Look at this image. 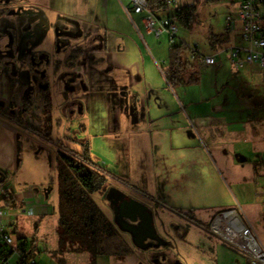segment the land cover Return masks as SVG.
<instances>
[{"label": "rangeland", "instance_id": "374dc122", "mask_svg": "<svg viewBox=\"0 0 264 264\" xmlns=\"http://www.w3.org/2000/svg\"><path fill=\"white\" fill-rule=\"evenodd\" d=\"M193 2L197 6L199 21L193 30L179 26L175 41L183 40L190 45L198 43L203 51L211 52V47H208V35L225 32L226 17L232 15L235 21L227 36L228 41L223 44L222 49L229 45L246 46L248 44L237 18L238 8L230 0L215 3H208L206 0H172L170 6L174 8L169 12L174 11L180 4H192ZM37 5V10L28 9L27 11L29 15L34 14L40 21H43L42 24L47 28L36 27V32L38 35L40 34V37L44 36L43 39L46 38L39 50L35 51L37 46L34 39L31 40L28 47L29 53L32 55V66L34 68L37 66L35 71H38L39 66L42 67L40 68L42 74L38 75L40 78L38 84L49 89L51 114L46 115L44 112V94L40 98L36 85L33 84L30 88L31 91L29 90V99L32 101L29 110H23L25 106V101H23L21 106L12 111L15 113L12 118L18 122L12 128V132L19 133L18 154L16 158L13 155L10 158L5 154L9 160H4L5 164L1 168L2 174L7 175V177H3V182L10 193H17L15 183L22 185L21 187L37 186L40 189L48 190L49 202L55 206V214L50 216L54 219L57 218L59 203L57 163L61 148L58 141L62 140L72 149L79 150L80 144L66 137L90 139L87 136L88 133L85 134L84 127L89 122L99 120L100 116L93 104L94 98L99 94L104 100L107 98L106 95L111 98L118 96L119 99H124L126 107L121 113L123 122L121 129L117 133L112 132L115 131L112 123L115 117L112 114L108 115L107 120H104L107 122L104 126V133L106 134V131L112 133L110 135L112 139L103 138L102 146H99L98 139H96L94 147L91 145L92 160L103 170L109 172L111 177L106 185H100L98 190L92 193V197L113 221L122 237L129 243L132 252L116 256H93L90 253L72 254L57 250L53 247L56 245L53 230H48L43 221L29 217L23 212L26 206L23 203L19 204L17 208L19 214L12 225L14 237L17 239V236H26L30 242V256L42 259L45 264H233L234 262L250 264L248 256L227 241H223L222 244L229 254L222 257L219 252L218 255L216 241L206 237L203 231L205 228L192 224L193 221L185 217L183 194L178 193V191H183L182 161L174 160L162 165L166 178L163 179L159 175L154 181L151 174L153 169L150 162L151 155L148 150L149 135L147 132L137 134L135 127L126 118L127 115L135 117L138 112V116L143 117L142 101L151 99L155 94L150 87L153 85L162 87L160 83H166L163 69H167L170 61L172 45L170 37L163 35L157 38L154 34H148L146 24L137 20L135 15L131 19L121 0H44V2L39 1ZM9 31L4 35L8 36ZM83 33L86 34L82 36L81 42L76 44L72 41V36L77 34L80 36ZM13 34L12 32L11 35ZM107 35L110 38L112 53L132 52L133 57L128 56L119 60L127 64L125 71L130 68L127 74L124 70L117 74L114 69L123 66L114 58L109 59L104 66L92 58L94 52L92 48L99 47L100 43H104ZM57 39L58 43L56 44ZM16 42L20 43L18 39L13 41L10 50L21 51L18 44H14ZM77 45H82L86 49L87 55L79 58L77 69L82 73L77 74L73 80L74 84L65 90V93H68L67 96L71 91L70 95L72 94L75 98L66 101L64 94L62 92L59 94L57 91L61 89L60 84H63L71 75L65 72L66 60H68L66 51L70 52ZM8 47L9 44H4L2 40L0 50L7 51ZM36 52L39 53V58L36 57ZM218 56L222 63L218 66L220 69L217 74H214L215 72L212 70L216 66H199L198 81L170 87L172 96L170 98L173 102L177 101L182 108L183 104L185 105L190 99L210 100L211 103L221 105L225 109L226 116L232 120V126L222 127L225 131L224 137L218 141L208 139L207 146L212 152L214 149L229 152L228 163L233 167L242 168L246 161L245 156L237 150L242 144L240 134L245 129L250 140L259 136L260 132L264 136V117L261 116L257 119L254 114V111H264V104H261L256 96L257 92L264 93V68L248 65L240 69L241 74H238L232 71L230 59L225 51L219 52ZM147 57L153 62V64H146L148 78L145 76L143 67V59ZM100 66L102 69L108 70L107 74L98 70ZM153 66L157 68L159 74L153 70ZM136 68L141 70V80L144 76L142 81L139 80L141 81L139 86L135 88L139 89V95H134L132 93L134 88H131L140 78L138 75L130 73ZM233 75L236 79H230ZM35 77L37 76L34 75ZM77 80L80 85L75 83ZM146 86H148V91H144ZM104 87H107L106 90H99ZM84 89L86 90L85 94H83ZM88 93L92 94V101L84 109L83 103L88 102ZM157 94L161 96L164 94L163 98L166 100L170 96L164 88L161 92L157 91ZM133 98L140 99L135 109V106L130 105ZM69 102H73L72 106L68 104ZM21 115L23 117H20ZM21 118L25 120V123L19 121ZM241 124H245V127L241 128ZM34 127H40L46 135L53 137L54 140L51 141L36 133ZM193 131H195L194 128ZM137 135L139 139L136 141L135 136ZM136 142L138 147L135 146ZM250 144L251 142L248 141L246 146ZM254 144L256 151L260 145L264 146V143L255 142ZM237 155L241 157L240 162L234 159ZM214 157H216L215 154ZM122 159L125 160L124 165L121 164ZM259 168H262L261 165ZM235 169L240 175L238 168L235 167ZM16 177L19 178V182L15 180ZM122 179H128L132 186ZM158 188L166 193L168 200L157 194ZM230 193L232 196L228 197L231 200L233 194L231 191ZM5 197L6 193L0 192V208L5 210L14 208L13 204L9 206L4 204ZM134 200L142 201L152 207V211L155 212V226L160 236L159 239L147 238L145 242L143 240V243H140L135 232L130 229L133 225L130 224L122 205L125 201ZM155 201L157 202L155 203ZM259 204L257 202L252 206L246 204L243 206L247 215H250L251 210L257 214V221L253 222L254 230L264 245V213H258ZM233 207L238 208L243 215V211L237 203ZM225 209H217L214 215L209 214L202 219L211 224L214 216ZM195 215L197 216V213ZM181 217L185 218L182 220ZM187 230H189L187 237H183Z\"/></svg>", "mask_w": 264, "mask_h": 264}, {"label": "crops", "instance_id": "0c3cea01", "mask_svg": "<svg viewBox=\"0 0 264 264\" xmlns=\"http://www.w3.org/2000/svg\"><path fill=\"white\" fill-rule=\"evenodd\" d=\"M44 2V0H0V40H3L4 44H9V47L7 48V51L0 50V171L2 170V166H4V160L7 158L5 157V154H7L10 158L11 155L14 156V158L17 157L18 154V135L17 132H12L13 125L18 123L16 122L12 116L15 114L13 113V109L21 106L23 101L27 102L29 101L30 104H32V101L29 99L30 94L29 90L31 91V86L33 84L36 85V90L38 91L37 94H39L40 98L44 94L45 90H49L48 87H43L39 85L38 81L40 78L38 75L42 74L40 73L39 66L38 73L35 71V68L32 66V55L29 53V44L32 39L35 40V45L37 46L35 48V51L39 50L41 44H44L45 38L40 37V34L36 32V27H45L40 19H38V16L34 14L28 13V9H34L37 10L38 2ZM124 7L125 5H129V0H121ZM131 7V6H130ZM174 7H170V9H173ZM169 9V10H170ZM126 10V8H125ZM127 11V10H126ZM127 14H129L130 18L133 19V15L137 18V20L141 21L142 23H145V13H135L133 10L131 12L127 11ZM168 11L166 12H160V14H157L159 17L167 16ZM51 25V24H50ZM227 26V23H226ZM9 29H12L9 31ZM9 31V35L5 36L4 33ZM43 31V30H42ZM14 33L11 35V33ZM148 32V31H147ZM40 33V32H39ZM205 33V32H204ZM86 33L81 34L80 36L75 35L72 36L73 42L78 44L82 40V36H84ZM148 34H152L148 32ZM206 35V34H205ZM207 36V35H206ZM177 38V37H176ZM174 38L171 40L172 44H179L182 41L178 42L175 41ZM208 38V37H207ZM18 39V42L14 43L15 45L18 44L21 51H14L10 50V46H12V42ZM110 38L105 39L104 43H100L99 47H94L93 56L92 58L99 62L101 66H104L107 64L109 59H115L117 62H121L120 64L124 67L116 68L114 69L117 74H120L119 71H122L126 68V63H123L122 61H119L121 58L125 59L128 56L133 57L132 52H124L121 53H112L111 52V45H110ZM0 41V43H1ZM23 41V43H22ZM58 43V39L56 41V44ZM103 44V45H102ZM198 44V43H195ZM193 44V45H195ZM192 45V44H191ZM199 45V44H198ZM81 47L83 49V53L78 55L77 61L74 63L70 60L72 51L74 48ZM208 47L210 45L208 44ZM200 53L202 55H213L218 50H212L211 52H205L201 49L200 45ZM66 74H71L68 79L64 82L65 85L60 84V90L57 92L60 94L61 92L64 94V100L70 101L71 98H73V95L71 91H69V95L65 93V90L68 89V86H71L73 83V80H75V76L77 74H81V72L78 71V65H79V58H82L83 56L87 55L86 49L82 45H77L76 47H73L71 51H66ZM39 53L36 52V57H38ZM39 58V57H38ZM217 63L215 65H206L203 64V62L199 61L200 67H208V66H216L213 67L212 70H214V74H217L219 71V65H221L222 61L217 56ZM144 64V70H145V76L148 78L147 72H146V64L149 65V63L153 62L150 58L143 59ZM128 65H130L128 63ZM260 67L257 64H252ZM249 65V66H252ZM99 67V71L105 72L107 74L108 70L102 69V67ZM248 66V65H247ZM246 66V67H247ZM61 68V67H60ZM58 68V69H60ZM232 68V65H231ZM262 68V67H260ZM81 69V68H80ZM130 69V68H129ZM125 71L127 72L129 71ZM153 70L156 71L159 74V71L157 68L153 66ZM216 70V71H215ZM59 71V70H58ZM140 69L136 68L133 70V75H138L140 78L138 79L137 83L132 85V93L134 95H139V89H135L136 86H139L141 80L140 75ZM232 71L235 73L241 74V71L235 70L232 68ZM60 72V71H59ZM34 75L37 77L34 78ZM74 77H73V76ZM164 75V74H163ZM122 76V75H121ZM206 76V75H205ZM162 79V78H161ZM230 79H236L233 76L230 77ZM141 80V81H139ZM166 83H160L162 87H157L153 85L152 92L153 97H149L151 99H145L142 101L143 106L142 109L144 116L139 117L137 115L134 117H128L127 120L130 121L131 125L135 127L137 134H141L143 132H147L149 135L148 138V150L149 155H151L150 162H151V168L152 169V175L154 178V181L156 178L161 175L164 178H166L165 169L162 168V165L168 164V162H172L174 160H180L183 162V191H178V193L183 194V210H192L191 213L198 219L199 221L203 222L205 230H203L206 234V237L215 240L217 244L216 252L219 255L227 256L229 254V251L226 250V248L223 246L220 238L210 233V226L212 224H208V221H206L205 218L209 214L214 215L216 213L217 209L226 208L225 210L229 209H238L236 207H233L236 203L239 206V208L243 211V218L245 221L253 228V231L255 233V227H254V221H257V214L254 213L252 210L250 212V215H247V213L244 211L243 204L246 205H254L257 202H259V214L264 213V146L260 145V148L256 151L255 142L264 143V136H262V132L259 133V136L253 137V139L250 140V138L247 135V131L245 129L240 134V139L242 140V144L237 148L238 151H240V154L245 156L246 164L240 168L239 166H235L238 168L240 175L236 171L235 167L231 166L228 163L227 158L230 157L229 152H224L223 150H216L214 149V152L211 151L210 147L207 146L208 139L211 141H218L219 139L223 138L225 135V131L222 127H231L232 126V120H230L229 117L225 114V109L221 107V105L211 103L210 100H203V99H190L188 102L184 105L183 108L180 106V104L173 100H171V86L166 77H165ZM75 82V81H74ZM78 85L80 83L78 80L75 82ZM67 84V86H66ZM66 87V88H65ZM123 87V85H122ZM107 87L100 88L99 90H106ZM148 86H146L147 90ZM162 88L165 89V92L169 93V97L164 99V94L161 96L160 94H157L158 92L162 91ZM129 89V88H128ZM142 90V89H140ZM86 93V90L84 89L83 94ZM249 94V93H248ZM106 95V94H105ZM253 95V94H251ZM152 96V94H151ZM257 98L259 99L261 104H264V93L257 92L256 93ZM67 97V98H66ZM106 99H102V97L98 94L94 98V106L99 111V120L94 122H89L88 125H85L84 130L85 134L88 133V137H90L91 145L94 147V140L98 139L99 146H102L103 144V138H111L109 131H106L107 133H104V126L107 122L104 120H107V116L112 114L115 118H113V128L116 132L121 129V124L123 123L121 120V113L124 112V108L126 107V102L124 99H119L118 96L111 98L106 95ZM66 98V99H65ZM75 98V97H74ZM73 98V99H74ZM88 102L83 103V107L87 106V104L90 105V101H92V94L88 93L87 95ZM138 102H140V99L133 98L131 101V106H135L134 109L137 107ZM75 104L77 102H74ZM70 106H72L73 102H69ZM129 105V106H130ZM128 106V107H129ZM146 108V109H145ZM110 110V111H109ZM146 114V115H145ZM255 117L258 119L261 116L264 117V111H254ZM112 116V117H113ZM143 119V120H142ZM143 121H145L143 123ZM82 122V121H81ZM82 124V123H81ZM142 124V125H141ZM94 125V128H93ZM219 127L223 130V134L221 137H213L210 133H200L199 130L201 128L205 127ZM241 128L245 127V124L240 125ZM193 128L195 131H193ZM95 129V130H93ZM80 130V128H79ZM78 131V129H77ZM76 132V130H75ZM202 137V139H201ZM67 139H71L72 137H66ZM112 139V138H111ZM135 139H139L138 135L135 136ZM118 140H121L118 138ZM250 141L251 144L246 146L247 142ZM134 144V143H133ZM135 146L138 147L137 142L135 143ZM140 147V146H139ZM106 149V145H105ZM260 150V151H259ZM140 151V148L138 152ZM214 154L216 157H214ZM235 161L240 162L241 157L239 155L234 157ZM9 160V158L7 159ZM125 160H121V164L124 165ZM259 165H261L262 168H259ZM151 175V176H152ZM1 178L7 177L6 174H2L1 171ZM108 181L111 178L109 174ZM127 177V176H125ZM4 178L1 180L3 182ZM113 179V178H112ZM17 182H19V178L16 177ZM153 181V182H154ZM3 185L5 186L4 182ZM16 189L18 190L17 193H10L11 195L15 196L17 206L14 208H8L7 211L15 214L13 216V219L16 220L18 216V206L20 203L25 204V207H30L31 211L27 214L29 217H33L35 219H38L39 221H43L45 227L48 230H53V233L56 237V245L55 249L58 247V237L56 233V226H57V218H51L50 215H54L55 213V206L50 204L49 202V192L45 189H40L37 186H31V187H21L22 185L16 184ZM6 188V186H5ZM233 194L232 199L230 200L229 197H231V193ZM174 192H177L174 190ZM230 193V194H229ZM157 194L159 196H163L165 200L167 198L166 193H163L159 188L157 189ZM164 194V195H162ZM227 195V197H226ZM229 196V197H228ZM157 201H155L156 203ZM49 205L52 208V210H49ZM229 208V209H228ZM204 211V212H203ZM197 213V216L195 215ZM219 214V213H218ZM216 214V215H218ZM241 214V213H240ZM215 215V216H216ZM214 216V218H215ZM50 217V219H49ZM214 220V219H213ZM192 224H194L192 222ZM14 225V223H13ZM195 225V224H194ZM198 227V226H196ZM9 229L13 233L12 225L9 226ZM189 230L186 231V233L183 234V237L188 235ZM256 235V233H255ZM257 236V235H256ZM185 237V238H186ZM258 238V236H257ZM259 239V238H258ZM29 241V240H28ZM30 242H28V247L31 250V247L29 245ZM240 251V250H239ZM241 252V251H240ZM40 263L45 264L42 259L36 258ZM235 259L233 258V261ZM12 262L16 261V256H13L11 258ZM233 264H247V263H237L234 262ZM249 264V263H248Z\"/></svg>", "mask_w": 264, "mask_h": 264}, {"label": "trees", "instance_id": "16d2710c", "mask_svg": "<svg viewBox=\"0 0 264 264\" xmlns=\"http://www.w3.org/2000/svg\"><path fill=\"white\" fill-rule=\"evenodd\" d=\"M215 3L222 0H206ZM150 11L160 14L168 11V16L177 20L179 26L193 30L199 21V13L196 3L180 4L174 11L169 12L172 0H147ZM231 28L226 27L225 32L220 34L210 33L209 44L212 50H220L228 41ZM83 53L81 47L74 48L70 60L74 63L78 55ZM200 52L194 53L192 45L187 42L172 44L170 49V61L167 69H163L164 75L171 86L198 81V67ZM43 108L46 115L51 114V97L45 90L43 97ZM29 101L25 102L23 110H29ZM20 117H23L21 115ZM21 123H25L22 118ZM41 136L54 140L46 135L40 127L33 128ZM200 133H210L211 136L221 137L223 130L219 127H205ZM72 140L80 144V149H72L62 140L59 149L57 163V182L59 203L57 208V250L83 254L90 253L93 256H116L132 252L129 243L122 237L113 221L106 215L101 206L93 199L92 193L98 190L100 185H106L109 172L103 170L92 160L91 142L89 138L74 137ZM132 186L128 179H122ZM4 204L17 206L14 195L7 190ZM192 210H183V213H191ZM200 225L203 222L196 219ZM17 241L23 247H28L26 236H17ZM31 250L28 249L30 255Z\"/></svg>", "mask_w": 264, "mask_h": 264}, {"label": "built area", "instance_id": "2783aa9c", "mask_svg": "<svg viewBox=\"0 0 264 264\" xmlns=\"http://www.w3.org/2000/svg\"><path fill=\"white\" fill-rule=\"evenodd\" d=\"M238 8V20L243 28L246 46L229 45L220 49L213 55H200V60L206 65H215L219 52L226 53L232 68L240 70L247 65L257 64L264 68V0H230ZM125 5L128 12L145 13L147 31L157 38L168 35L170 39L177 37L179 24L171 16L159 17L148 8L147 0H129ZM235 21L234 16L226 17L227 26L230 28ZM194 53L200 52L198 44L192 45ZM0 176V192H5ZM49 210L52 208L49 205ZM31 208L25 207L23 212L28 214ZM15 214L0 208V264H42L35 257H31L28 249L17 241L9 226L13 225ZM210 233L223 241L236 247L246 254L250 264H264V245L255 235L253 228L245 221L238 209H229L215 216ZM16 256V261L11 258Z\"/></svg>", "mask_w": 264, "mask_h": 264}, {"label": "flooded vegetation", "instance_id": "af4514ba", "mask_svg": "<svg viewBox=\"0 0 264 264\" xmlns=\"http://www.w3.org/2000/svg\"><path fill=\"white\" fill-rule=\"evenodd\" d=\"M141 202L143 205L147 206V211L149 212L150 214V217H151V225H152V228L150 227V225L148 224V219L149 216H147L144 212L142 213L143 215V218H142V215L140 213H137V211L139 210V206H134V207H131L129 210L127 209L126 212L130 214V216H127V218L129 219V222L131 225H133V227H138L140 225V223L142 222V220L144 219V223L142 225V227L140 228H137V232L139 234V238L140 239H144V242L147 238H152V239H159V234L157 233V229H156V226H155V212L152 211V207L145 204L144 202L142 201H139ZM185 217H188L191 219V221L194 222L195 225H200L196 222V217L192 214H184ZM135 216H136V219H135ZM134 217V218H132ZM185 217H181V219L183 220V218ZM201 227H204V225H200Z\"/></svg>", "mask_w": 264, "mask_h": 264}, {"label": "water", "instance_id": "95a60500", "mask_svg": "<svg viewBox=\"0 0 264 264\" xmlns=\"http://www.w3.org/2000/svg\"><path fill=\"white\" fill-rule=\"evenodd\" d=\"M0 176H1V171H0ZM134 206H139V210L137 211V213H140V214L142 215V213L144 212L147 216H149L150 219H148V224H149L150 227L152 228V225H151V217H150L149 212L147 211V206L143 205V204H142L141 202H139V201H135V200H134V201H125V203L122 205V208H123L125 214L128 215V216H130V214L127 213L126 210H127V209L129 210L131 207H134ZM132 218H134V217H132ZM142 218H143V215H142ZM135 219H136V216H135ZM144 221H145V220L143 219L142 222L140 223V225H139L138 227H133V226H132V227L130 228L131 230H133V231L135 232V234H136V238L138 239V241H139L140 243H143V240H144V239H140V238H139V234H138V232H137V228L142 227ZM128 226H130V225H128ZM152 230H153V228H152Z\"/></svg>", "mask_w": 264, "mask_h": 264}]
</instances>
